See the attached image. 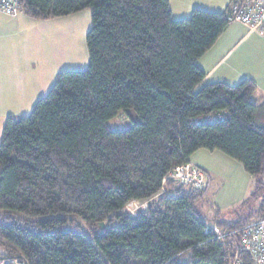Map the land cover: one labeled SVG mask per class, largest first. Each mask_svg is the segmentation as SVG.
<instances>
[{"label":"trees","instance_id":"obj_1","mask_svg":"<svg viewBox=\"0 0 264 264\" xmlns=\"http://www.w3.org/2000/svg\"><path fill=\"white\" fill-rule=\"evenodd\" d=\"M49 19L90 9L89 66L62 70L25 116H9L0 142V258L24 264H231L223 231L264 217V102L243 78L203 83L198 60L230 22L226 9L174 19L170 0H20ZM227 8V7H226ZM203 83V84H202ZM134 109L140 120L108 121ZM240 161L255 208L204 216L209 188L168 177L199 149ZM147 202L133 213L125 208ZM105 223L102 227L101 223ZM211 230L206 233V227ZM242 264H255L239 250Z\"/></svg>","mask_w":264,"mask_h":264},{"label":"crops","instance_id":"obj_2","mask_svg":"<svg viewBox=\"0 0 264 264\" xmlns=\"http://www.w3.org/2000/svg\"><path fill=\"white\" fill-rule=\"evenodd\" d=\"M230 1L170 0V7L173 18L182 19L189 17L195 8L224 11ZM74 15L39 19L24 12L17 16L0 13V106L17 104L29 107L37 103L56 68L55 51L56 46L58 49L60 47L56 40L62 41L57 34L60 28H55L52 22L59 25L60 21L64 27L61 20L69 22ZM235 24L241 26H238L241 32L237 30V25L229 24L217 42L198 60L199 67L206 73L203 83L223 81L235 85L243 78H250L257 85L252 100L260 104L264 102V40L251 42L237 51L247 30L243 29V23ZM2 113V118L10 115V111ZM190 161L207 170L210 175L214 169L209 163L193 159V155ZM253 188L254 181L252 191ZM248 196L242 198L239 204Z\"/></svg>","mask_w":264,"mask_h":264},{"label":"rangeland","instance_id":"obj_3","mask_svg":"<svg viewBox=\"0 0 264 264\" xmlns=\"http://www.w3.org/2000/svg\"><path fill=\"white\" fill-rule=\"evenodd\" d=\"M72 17L74 18H69V22H63V20H61L62 23H64V27H62L60 21L59 25L57 22H52L55 28H60L58 29L57 34L60 35L62 41L56 40V43L58 42L60 44L59 49L56 46L55 51V60H57L56 68L48 83L47 89L42 91L40 98L49 92L60 71L85 70L89 66V53L86 36L92 26L91 11L90 9H84L75 13ZM230 24L237 25V30L239 32L242 31L241 28L238 27L240 26L239 24H235V22H231ZM241 25L243 26V29H246L249 33H246L247 31L245 32L246 35H243L244 37H242L240 43L238 44L239 47L237 48V51L245 48L251 42L264 40V34L259 31L250 30L249 27L244 24ZM35 104L29 107L19 106L17 104L11 106H0L1 115H3L2 112L4 111H10V115L4 116L3 118L0 117V142L2 140L3 129L8 116L19 118L21 116L28 115L32 111ZM139 120L140 117L134 109L120 110L115 117L108 121V124L114 130H123L129 128L134 122H138ZM193 159L202 160V162L207 164L209 163L214 168L210 171L212 181L210 182L209 187H207V189L210 188L209 193L204 198V203L198 205V209L204 205L203 212L205 218L210 219V216L214 215V211L208 201L209 199L216 203V205L220 206L222 210V220H238L239 218L248 215L251 209L255 208L256 200H252L243 207L239 204L242 198L251 193L253 183L251 175L246 171L244 165L240 161L220 150L211 151L206 148L196 151L193 154ZM205 171L208 172L207 170ZM208 174L210 175V173ZM146 205L147 202L132 203L130 206L125 208V211L133 213V211L136 212L137 208L145 207Z\"/></svg>","mask_w":264,"mask_h":264},{"label":"built area","instance_id":"obj_4","mask_svg":"<svg viewBox=\"0 0 264 264\" xmlns=\"http://www.w3.org/2000/svg\"><path fill=\"white\" fill-rule=\"evenodd\" d=\"M22 12L20 0H0V13L17 16ZM228 21L241 22L250 30L264 34V0H232L226 8ZM179 183L196 189H205L211 182L205 169L187 162L173 168L168 175ZM211 227H206V233ZM219 238L231 236L239 250L248 251L255 264H264V217L250 221L237 229L223 231L215 226ZM239 250L232 255L231 264H242ZM0 264H24L17 258H0Z\"/></svg>","mask_w":264,"mask_h":264},{"label":"water","instance_id":"obj_5","mask_svg":"<svg viewBox=\"0 0 264 264\" xmlns=\"http://www.w3.org/2000/svg\"><path fill=\"white\" fill-rule=\"evenodd\" d=\"M101 225H102V227H105V223L104 222H102Z\"/></svg>","mask_w":264,"mask_h":264}]
</instances>
